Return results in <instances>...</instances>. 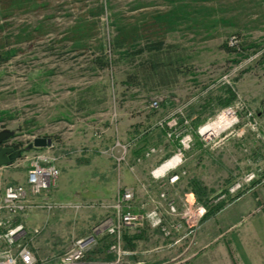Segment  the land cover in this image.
Wrapping results in <instances>:
<instances>
[{
  "label": "rangeland",
  "instance_id": "rangeland-1",
  "mask_svg": "<svg viewBox=\"0 0 264 264\" xmlns=\"http://www.w3.org/2000/svg\"><path fill=\"white\" fill-rule=\"evenodd\" d=\"M226 112L231 127L202 135ZM2 132L51 144L0 187L38 154L59 174L54 206L10 219L25 230L0 261L26 245L34 264H260L264 0H0ZM34 210L59 217L29 226Z\"/></svg>",
  "mask_w": 264,
  "mask_h": 264
},
{
  "label": "built area",
  "instance_id": "built-area-1",
  "mask_svg": "<svg viewBox=\"0 0 264 264\" xmlns=\"http://www.w3.org/2000/svg\"><path fill=\"white\" fill-rule=\"evenodd\" d=\"M152 105L156 106L154 100ZM59 174L56 164L47 156L42 154L36 155L30 162V167L26 173L24 183H7L0 187V246L5 243L15 244L16 239L21 236L25 230L22 224L9 227L10 219L15 215L25 214L29 209L34 207L51 208L54 206L47 198V192L53 187ZM1 184V182H0ZM130 198V194L123 195ZM42 200V201H41ZM46 200V201H45ZM117 207V205H113ZM198 214L202 215L204 208L198 209ZM130 221V217H124ZM24 232V231H23ZM90 241V240H87ZM86 241H83V245ZM82 248V247H81ZM11 250V249H9ZM80 252H76L75 259L79 258ZM0 264H34V256L26 245L19 246L6 257ZM71 257V256H70ZM70 259V258H68Z\"/></svg>",
  "mask_w": 264,
  "mask_h": 264
},
{
  "label": "crops",
  "instance_id": "crops-1",
  "mask_svg": "<svg viewBox=\"0 0 264 264\" xmlns=\"http://www.w3.org/2000/svg\"><path fill=\"white\" fill-rule=\"evenodd\" d=\"M4 166L3 167H1L0 168V175L2 176V177H4V178H9L10 177V175L11 174H9V172H7V171H5L4 170ZM106 170V169H105ZM104 170V171H105ZM107 172V171H106ZM103 173H105V172H103ZM113 173V172H112ZM102 175V174H101ZM89 177V179H91L90 178V176H88ZM22 178H24L23 180H21V181H19V182H17V183H24L25 182V180H26V175L25 176H22V175H19L18 177H17V179H22ZM108 190V187H103V185H101V187L99 188V192H106ZM110 190V189H109ZM88 191L89 192H91V187H89L88 188ZM112 191V190H111ZM54 191H50L49 193H50V198H54V193H53ZM56 193V192H55ZM77 196H79V197H82L81 195H80V193L79 192H77ZM59 213V212H58ZM59 216L56 214V213H53L52 214V216H48L47 214H45V213H41V212H36L35 210L32 212V213H30L27 217H26V219H25V223L27 224V225H29V226H35V224H41V220H42V222H43V224H47V225H51V227H52V225L54 224V223H56V219L58 218ZM62 219V218H61ZM254 224L256 225V232H257V235H258V237H259V241H260V253H259V255H257L256 253L254 254L253 253V255L255 256V257H263L264 258V219H262V218H259V219H256L255 221H254ZM50 227V228H51ZM47 235H49L48 236V239L50 238V236L52 235V233H47ZM45 239H47V236H46V238ZM44 239V240H45ZM250 252H252V251H250ZM249 258L251 259L250 260V264H253L254 262H257L256 260H252V258H253V256L250 254L249 255ZM258 262H260V264H264V261H262V260H259ZM254 264H258V263H254Z\"/></svg>",
  "mask_w": 264,
  "mask_h": 264
},
{
  "label": "water",
  "instance_id": "water-1",
  "mask_svg": "<svg viewBox=\"0 0 264 264\" xmlns=\"http://www.w3.org/2000/svg\"><path fill=\"white\" fill-rule=\"evenodd\" d=\"M8 137V133H0V168L3 166L11 165L17 158H19L23 151L45 147L51 144L50 138L38 137L27 145L26 148L14 149L10 144L4 143V140Z\"/></svg>",
  "mask_w": 264,
  "mask_h": 264
},
{
  "label": "bare ground",
  "instance_id": "bare-ground-1",
  "mask_svg": "<svg viewBox=\"0 0 264 264\" xmlns=\"http://www.w3.org/2000/svg\"><path fill=\"white\" fill-rule=\"evenodd\" d=\"M234 122H235V119L233 117H230L229 113L226 112L225 114L220 115L218 118H216L212 122L205 124L203 128V131L205 132V134H202V135H205L206 138L215 136L225 126H227L226 129L231 127ZM176 160H177V157H174L173 159L167 161L166 163L161 165L155 171V173L163 174L175 164Z\"/></svg>",
  "mask_w": 264,
  "mask_h": 264
},
{
  "label": "trees",
  "instance_id": "trees-1",
  "mask_svg": "<svg viewBox=\"0 0 264 264\" xmlns=\"http://www.w3.org/2000/svg\"><path fill=\"white\" fill-rule=\"evenodd\" d=\"M162 48V43L161 42H155L151 46H149V50H160ZM139 53V51L137 52Z\"/></svg>",
  "mask_w": 264,
  "mask_h": 264
},
{
  "label": "flooded vegetation",
  "instance_id": "flooded-vegetation-1",
  "mask_svg": "<svg viewBox=\"0 0 264 264\" xmlns=\"http://www.w3.org/2000/svg\"><path fill=\"white\" fill-rule=\"evenodd\" d=\"M10 145H12L13 147H14V149H18V148H20L18 145H16V144H10Z\"/></svg>",
  "mask_w": 264,
  "mask_h": 264
}]
</instances>
